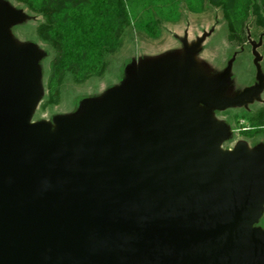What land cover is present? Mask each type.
Segmentation results:
<instances>
[{
    "label": "water",
    "instance_id": "obj_1",
    "mask_svg": "<svg viewBox=\"0 0 264 264\" xmlns=\"http://www.w3.org/2000/svg\"><path fill=\"white\" fill-rule=\"evenodd\" d=\"M29 18L0 0V264H264V144L222 148L230 128L201 106L261 101L264 33L232 96L233 59L216 79L196 60L204 33L50 124L32 121L46 53L11 36Z\"/></svg>",
    "mask_w": 264,
    "mask_h": 264
},
{
    "label": "trees",
    "instance_id": "obj_2",
    "mask_svg": "<svg viewBox=\"0 0 264 264\" xmlns=\"http://www.w3.org/2000/svg\"><path fill=\"white\" fill-rule=\"evenodd\" d=\"M10 2L42 17L31 39L44 44L46 53L43 74L47 93L36 117L59 104L66 86L102 78L109 55L120 47L121 36L132 26L155 39L164 22H176L185 10L218 9L228 40L239 46L245 43L248 23L256 36L264 33V0H89L86 5L66 9L57 8L54 0ZM261 50L264 54V38ZM246 118L253 127L251 135L263 130L264 106Z\"/></svg>",
    "mask_w": 264,
    "mask_h": 264
},
{
    "label": "rangeland",
    "instance_id": "obj_3",
    "mask_svg": "<svg viewBox=\"0 0 264 264\" xmlns=\"http://www.w3.org/2000/svg\"><path fill=\"white\" fill-rule=\"evenodd\" d=\"M9 3L16 8V4ZM55 6L59 9H66L73 6H83L88 4L89 0H54ZM22 13L29 16V20L22 22L14 27H11V36L14 37L17 43H23L31 41L35 37L34 28L39 21L42 20L41 16L32 15L28 13L24 8H19ZM246 40L241 46L236 44L235 41H230L227 38L228 32L225 27V22L222 20V14L218 9H205L200 13H194L189 11H183L181 16L176 22H164L160 29V34L157 38L153 39L149 37L143 30H138L135 26L128 28L121 36L120 47L109 55V66L104 76L100 79L86 80L82 83L73 84L65 87L62 98L58 105L52 109L44 110L38 117L36 114L40 108V104L43 98L38 102L35 112L32 117V121L44 120L53 124L52 116L65 115L74 113V116L79 118L88 116L89 112L84 109L82 99L98 96L99 94L107 93L110 90L116 89L125 79V67L133 60L138 61L145 57L159 56L167 52L179 51V59L183 61L184 53L181 41L184 39L187 44H192L202 37L204 33H208L205 39L201 43V48L196 55V60L199 63H205L207 71L212 73L216 77L221 74L229 65V62L233 59L231 64L230 75L227 80L226 90L227 95L232 96L235 92L241 90V86L249 84L255 74V67L253 64L252 56V43H257L259 37L262 34L256 36L252 28V23H248L246 28ZM263 38L261 40V46L256 48V51L262 57L260 61L261 70L264 73V54L261 50ZM33 42V41H31ZM37 54L44 52V44L37 41L34 42ZM44 59L38 61V64L46 66ZM204 64V66H205ZM212 69V70H211ZM211 70V71H209ZM255 80V78H254ZM46 77L42 74L41 86L43 95H46ZM67 89V90H66ZM208 90V89H207ZM202 93H206L205 90ZM261 101L252 107L251 112H248L245 108H228L226 110L215 109L209 105H201L203 110L210 115L214 113L216 119L223 121L228 125L231 131V138L222 143V148H233L237 142H245L246 145L251 148L258 143L264 144V129L260 130L254 135L242 134L240 132L241 127H247L248 122L246 116L249 114L253 116L254 112L260 107L264 106V94L261 97ZM108 99H101L97 101V104L106 105ZM106 103V104H105ZM77 112L75 113L76 109ZM51 113H53L51 115ZM264 124V122H263ZM259 228L264 230V207L258 217L256 223L253 224V228Z\"/></svg>",
    "mask_w": 264,
    "mask_h": 264
},
{
    "label": "flooded vegetation",
    "instance_id": "obj_4",
    "mask_svg": "<svg viewBox=\"0 0 264 264\" xmlns=\"http://www.w3.org/2000/svg\"><path fill=\"white\" fill-rule=\"evenodd\" d=\"M264 71V70H263ZM254 78H255V76H254ZM254 78H253V80L249 83V84H246V85H243V86H241V90L243 89V88H245V87H248V86H251V85H253V83H254ZM264 94V91H263V93L261 94V97H262V95ZM262 99V98H261ZM264 101V100H263ZM258 103L257 102H254L253 104H251V105H249L248 106V108H247V110H248V112H251V110H252V107L253 106H255V105H257ZM263 129H264V126L262 127ZM250 130L252 131L253 130V127H250V126H247V127H241V130H240V132H242V134L245 132V134H248V135H251L250 134ZM244 134V135H245Z\"/></svg>",
    "mask_w": 264,
    "mask_h": 264
}]
</instances>
